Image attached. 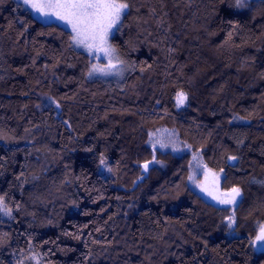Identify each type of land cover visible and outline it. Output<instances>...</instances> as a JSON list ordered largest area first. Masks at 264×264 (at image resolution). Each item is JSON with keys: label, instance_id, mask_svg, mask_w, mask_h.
<instances>
[{"label": "trees", "instance_id": "1", "mask_svg": "<svg viewBox=\"0 0 264 264\" xmlns=\"http://www.w3.org/2000/svg\"><path fill=\"white\" fill-rule=\"evenodd\" d=\"M120 1L118 80L0 0V264H264V0Z\"/></svg>", "mask_w": 264, "mask_h": 264}, {"label": "snow or ice", "instance_id": "2", "mask_svg": "<svg viewBox=\"0 0 264 264\" xmlns=\"http://www.w3.org/2000/svg\"><path fill=\"white\" fill-rule=\"evenodd\" d=\"M25 4H30L31 8L37 10L43 16L55 15L57 19L70 25L74 36V43L83 45L89 51L96 49L102 51L108 58H113L115 49L107 44V36L113 26L120 21L122 14L128 9V3L119 0H24ZM238 6H243L241 0H237ZM118 59V58H117ZM95 71H103L97 65H93L89 72L91 75ZM177 104H183L187 99L183 92L177 94ZM229 159H236L230 157ZM103 163V161H101ZM147 165H145V168ZM232 199L221 200V203H232L236 196L240 195L238 188H232ZM0 211L10 214V209L0 197ZM231 217L229 221L231 222ZM231 226V223L229 224ZM264 239V234L257 237Z\"/></svg>", "mask_w": 264, "mask_h": 264}, {"label": "rangeland", "instance_id": "3", "mask_svg": "<svg viewBox=\"0 0 264 264\" xmlns=\"http://www.w3.org/2000/svg\"><path fill=\"white\" fill-rule=\"evenodd\" d=\"M19 1L26 8H28L32 12V14L36 18H38L39 20H41L43 22H57V23L61 24L62 26L66 27L67 29H69L72 32L71 26L66 24L64 21L57 19L55 15L43 16V15H41L40 12H38L37 10L31 8L30 4H25L24 0H19ZM246 1H249V0H241V3L246 2ZM35 2H41V0H35ZM119 2H121V1L119 0ZM233 4L235 6H238L237 5V0H233ZM121 18H122V16H121ZM119 22L117 23V25L119 24ZM117 25L113 26V28L109 31L108 36H107V44H108V46H110L111 48L115 49L114 57L111 58V59L108 58L107 56H105V54L102 51H98L96 49H93L92 51H89L83 45H77L73 41L74 46L76 48L84 50L85 52L89 53L94 58V62L91 64L90 70L92 69L93 65H97L100 69H103V71H95V72H93L91 75H89L90 77L107 79V78H110L112 76V77H114L115 79H118V80H121L122 78L125 77L126 72H127L126 68H124L125 66H124L123 63H121L122 66H119V64H118L119 55H118V52H117L116 48L114 47V45L111 42V36L113 35ZM72 34L74 36L73 32H72ZM55 105H56L55 102L50 97H48L46 95L43 96L42 103H41L42 107H50V106H55ZM221 191L224 192V190H221ZM212 196L215 198V201H217L218 203H221L220 202L221 200H231L232 199V194H230V195H225L224 194L223 195V194L216 193L215 190L212 191ZM223 204H225V203H223ZM262 234H264V224L260 227V232H259L258 236H260ZM254 242H255L254 246H255L256 249H258V250L264 249V239L258 240L256 238V241H254Z\"/></svg>", "mask_w": 264, "mask_h": 264}, {"label": "water", "instance_id": "4", "mask_svg": "<svg viewBox=\"0 0 264 264\" xmlns=\"http://www.w3.org/2000/svg\"><path fill=\"white\" fill-rule=\"evenodd\" d=\"M157 163H156V158H155V156L151 159V160H149V161H147L145 164H144V177H146L147 175H148V173H149V170H150V168L152 167V166H154V165H156ZM145 165H147V167L145 168ZM238 205V202L235 204V206H237Z\"/></svg>", "mask_w": 264, "mask_h": 264}]
</instances>
